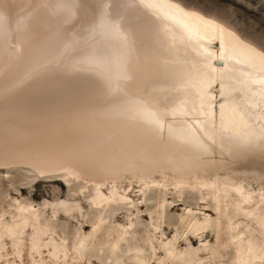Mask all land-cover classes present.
Listing matches in <instances>:
<instances>
[{
  "label": "rangeland",
  "instance_id": "obj_1",
  "mask_svg": "<svg viewBox=\"0 0 264 264\" xmlns=\"http://www.w3.org/2000/svg\"><path fill=\"white\" fill-rule=\"evenodd\" d=\"M173 1L216 20L264 52V0ZM79 3L62 50L42 68L50 72L48 80L21 89L22 100L13 109L19 117L0 115V140L5 145H25L58 118L71 115L99 118L105 112L150 106L153 113L180 121L179 111L190 97L186 73L196 56L185 53L179 43L171 44L160 18L136 0ZM125 29L130 36L126 39ZM4 95L10 99L14 93H3L0 100ZM237 97L239 103L244 101L240 94ZM20 115L36 119L26 124L28 118ZM234 137L225 135L223 144L237 165L218 169L177 160L159 168L116 153V167L124 175L102 179L100 185L63 172L41 174L29 164L5 163L0 157V220L11 222L19 206H31L39 216V224L31 223L15 238L0 242V264H167L160 261L166 257L160 244L177 235L178 249L198 256L203 264H239L233 238L239 229L258 236L261 226L255 220L264 215L256 212L251 222L235 216L230 206L224 217L211 196L216 186L240 185L264 198V138L249 142ZM157 182L161 186H155ZM114 187L119 192L111 194ZM75 204L81 212L66 216L65 209ZM189 210L210 217V228L192 234L183 222ZM100 222L103 226L88 245L86 236ZM75 246H80L78 253Z\"/></svg>",
  "mask_w": 264,
  "mask_h": 264
},
{
  "label": "bare ground",
  "instance_id": "obj_2",
  "mask_svg": "<svg viewBox=\"0 0 264 264\" xmlns=\"http://www.w3.org/2000/svg\"><path fill=\"white\" fill-rule=\"evenodd\" d=\"M136 1L160 18L163 33L171 44L179 43L185 53L196 56L186 73L190 97L179 111L180 121L155 114L150 106L114 113H109V109V114L101 112L99 118L68 114L69 117L55 120L36 139L29 137L32 141L27 140L25 145L8 146L0 140V157L5 163L29 164L41 174L63 172L100 185L102 179L123 177L124 170L116 167V153L159 168L181 160L192 161L195 167L205 162L202 164L223 169L237 165L223 144L225 135L249 142L264 138V52L216 20L187 10L173 0ZM79 8V0H0V95L14 93L10 99L4 95L0 100L1 107L7 109L0 115L13 114L22 100V88L41 86L48 80L50 72L42 68L52 60V55L62 50L67 29L76 20ZM125 31L124 39L129 36V30ZM235 91L238 93L233 96ZM239 94L244 98L242 103L237 101ZM221 98L222 102H218ZM23 118H28L25 123L36 119ZM149 170L143 171L147 175ZM155 186L161 184L157 182ZM110 192L118 193L119 188ZM255 192L250 193L240 185L235 188L221 185L216 186L211 199L222 216H227L232 206L235 216L243 215L254 222L256 212L264 215V198ZM81 210L75 204L74 208L65 209L64 214L70 216ZM255 221L261 226L258 236L239 229L232 240L239 264L264 263V218ZM183 222L192 234H199L210 228L212 219L189 210ZM31 223L39 224L37 212L31 206H19L18 215L11 222L0 220V242L15 238ZM102 226V222L98 223L86 236L88 245ZM177 240L178 235L160 244L166 250V257L160 261L203 264L198 256L190 257L179 250ZM203 247L208 249L206 244ZM74 249L78 253L80 246Z\"/></svg>",
  "mask_w": 264,
  "mask_h": 264
}]
</instances>
